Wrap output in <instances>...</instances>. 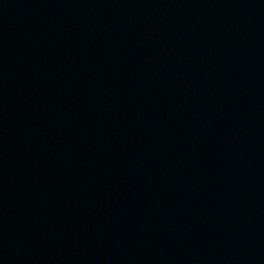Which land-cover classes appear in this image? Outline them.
<instances>
[{
  "label": "water",
  "instance_id": "95a60500",
  "mask_svg": "<svg viewBox=\"0 0 264 264\" xmlns=\"http://www.w3.org/2000/svg\"><path fill=\"white\" fill-rule=\"evenodd\" d=\"M0 264H264V0H0Z\"/></svg>",
  "mask_w": 264,
  "mask_h": 264
}]
</instances>
